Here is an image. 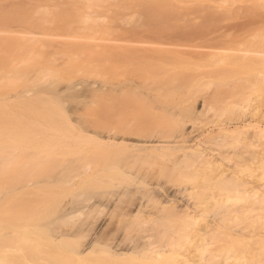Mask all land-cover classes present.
<instances>
[{
    "label": "rangeland",
    "instance_id": "1",
    "mask_svg": "<svg viewBox=\"0 0 264 264\" xmlns=\"http://www.w3.org/2000/svg\"><path fill=\"white\" fill-rule=\"evenodd\" d=\"M29 2L23 6V0H0V12L2 11L0 28H19L17 22H11L9 19L13 8L15 9L17 6L21 8L29 5H31L29 8L40 6V8L42 7L41 9L45 10L46 8L49 12L54 10L52 9L53 0H31ZM62 4L63 10H67V7H65L66 3ZM141 5L139 4L142 10L138 6L133 13V17L137 19L136 22L138 24L149 22L162 32L165 41L176 40L184 46L165 45L167 49H157L163 46L160 44L155 45L157 48L154 45H150V48L144 46L142 49L137 47V49H132V55H136V58L129 55V53L126 55L131 58L129 56L124 57L125 55L121 56L124 59L120 60L119 65L116 66V68L119 66L116 70L117 73H121L119 75L126 78H129L128 76L133 78V75L140 72L145 83H143L144 85H136L135 88L132 87L131 90L135 89L136 92L130 89H128L130 91L128 92L126 89L127 91H123L118 96L120 98L116 100V104L122 107L124 105L120 104H125L128 101L127 99H130V102L126 105L130 109L128 111L124 110L129 115L123 112L124 117L121 116L118 120L116 119L115 123L119 122L118 125L121 124L123 126L126 124V127H124L125 132L131 131L134 136L140 138L153 140L160 136V138L169 140L166 143L167 146L153 144V146L148 148L141 147L142 150L139 155H137L138 153L135 155L136 147L133 148L134 150L132 149L133 151L129 148L116 150L117 147L111 148L106 144L107 148L104 147L105 144L100 145L99 143L86 140L77 143L74 141L73 135L78 131L74 128L72 132L65 129L58 130L60 129L59 127L54 130L56 133H52L53 130L48 133L49 129H46L48 131L46 133V130L43 132L30 125L28 130L38 131L41 136L45 134V136H50V138L55 137L53 140L61 136L62 142L54 145L52 140L50 143L40 144L39 147L37 145L35 148L34 146L31 148L32 144H30L31 146L29 145V148L28 145L17 149L12 147L10 149L0 148V152L7 149L9 152H13V159H11L15 161L13 168L16 167L13 171L11 169L13 162L8 163L9 160L6 159V153L0 154V185H4L0 186V212L4 213L1 212L0 214V225L17 223L30 226L50 224V227L53 226V228H63L68 226L67 224L72 223V220H76V225L78 226H76L77 237L67 241L70 246L76 248L78 246L80 248L97 231L101 240L111 244L119 243L121 248L141 246L148 241L153 243L156 250L164 252L162 256L157 258L154 257L155 254H152L151 258L133 257L132 255L112 257V255L105 252L102 257L103 264H264V225L256 224L251 226L246 222L240 221L248 215L262 212L260 206L246 202L244 199L231 198L228 200L227 196L235 197L240 194L239 192L235 193L227 190L229 187L236 186L235 180H230L228 175H218L216 169L205 167L199 168L197 171L190 169L187 171L188 169H184L181 165H174V161L179 155L194 151L195 148L203 149L207 153L218 152L214 156L218 158L220 165H230L231 167L238 165L239 169H243V171L246 168L254 169V177L247 178V181L250 180V185L259 187L264 183V161L262 163L259 162L257 165L250 161L251 167L246 165L248 164L246 161L247 159L252 160V157L254 158L255 154L259 153L260 157H264V154L261 153L263 148L261 142L264 141V137L261 139L256 137L253 135L255 129L249 127L247 131L245 130L246 132L232 134L223 141L213 139L221 134L217 132L218 130L214 131L212 138L210 139L209 137L207 141L200 138L186 143H173V141H170L179 135L183 129L180 127V123L174 121V118H176L174 115L177 116V114V118L181 119L180 117H182L184 120L190 118L189 120L192 124L194 123L197 128H202L217 123L221 124L222 122V125L233 126L255 107L260 108L258 113L260 110H264V100H262L264 99V57L261 58L260 62L251 58L253 57L252 49L264 50V0H145ZM1 37V42H9L8 38ZM38 46H33L36 48L35 54L33 57L29 56L32 58H27L28 64L33 61L39 62L40 60L39 65H50L53 57L50 48L47 45L43 48ZM240 49H245L246 51ZM95 51L97 52L98 50ZM87 52L91 53L94 51L86 50L85 53ZM99 53L101 55V51L97 54ZM139 53L141 57L138 55ZM87 55H92V53ZM242 55L245 58H242ZM95 57H92L94 62H96ZM138 57L141 59H137ZM125 59L131 62L135 60L131 64L130 61L128 63ZM124 60L130 65L123 62ZM98 61H100L98 62V67L102 69V61ZM123 64L127 65L124 66ZM133 72L136 73L134 74ZM258 72L260 73L258 74ZM136 76L138 75H135L134 78ZM28 84L31 83L28 82ZM126 84L131 85L132 82ZM79 88L76 90L82 92L79 91ZM78 92H76V99L67 100L64 98L66 102H64L63 110L67 112L68 109V113H70L68 116L77 120L76 125L78 128L90 127L96 131L103 130V127L107 128L106 122L108 125L111 121H108L110 120L107 118L108 112L104 108V105H106L104 103L108 102L107 99L103 98L104 94L102 95V93L97 91L98 93H95L97 95L94 94L87 99L88 96L85 97L83 92ZM96 96L99 98L97 99ZM204 99H206V103H211L215 108L209 110L206 114L196 113L194 111L195 105H197L198 101H203ZM118 101H120V104ZM121 101L125 103H121ZM113 102L115 100L112 101V104ZM9 105L10 113H13L12 117L15 115L16 117L14 116V118L19 119L20 116H17L12 110V106L10 105V107ZM108 105L110 106V104ZM113 106H115V103ZM126 107L124 106V109ZM120 109L123 110V107ZM129 110L132 112H129ZM99 111L103 112L100 114L101 117L106 115L107 121H103L105 119L103 117L99 120ZM97 112L98 114H96ZM71 117H69L70 120L73 119ZM77 117L79 118L77 119ZM126 117H128V121H126ZM123 118L124 120H122ZM19 120L22 119L20 118ZM98 121L100 124H98ZM56 125L58 126L59 124ZM109 126L112 125H108V128ZM117 126L114 124V128ZM48 144L51 145L48 146ZM17 151H22L28 156L24 154L21 156V152L19 154ZM131 151L133 152L132 156L130 154ZM32 152H35L33 154L35 155L34 158L29 156ZM190 156L188 155L185 158L188 163L194 160V156ZM45 157L49 159L46 160ZM50 157H53V159ZM60 157L68 159L67 162L63 164L54 162ZM185 165V163H182V166ZM86 167L92 172L95 171V173L89 176L88 173L90 171L85 172L84 174H87L88 177L83 176L82 179L85 178L86 181L81 180L82 182L77 186V189H68L66 192L65 187L70 188L68 179L78 173L79 169L82 170ZM121 167L127 168L130 172L124 173L122 171L124 169H121ZM116 168L119 169L116 170ZM17 169L19 171L24 170L23 173L20 172L26 178L21 176L22 174ZM7 171L8 174L11 172L10 174H13L14 178H11L12 181L8 182L10 179L6 175L8 180L6 179L7 182L2 183L3 181L1 182V180L4 178H1L5 177V172ZM15 172L18 173L15 174ZM25 172H28L27 175H25ZM51 172L59 173L60 177L58 179L59 182L53 184V191L45 193L14 190V188L28 180L47 177L52 174ZM242 175L245 178L247 177L245 172ZM245 178L241 179L245 180ZM8 183H10L9 186ZM177 183H197L199 184V190L192 192V194L182 192L184 195L178 193L179 195L172 196L170 194L171 186ZM201 186H208L209 188L204 187L205 190H203L204 188L201 189ZM261 190L264 191L263 188ZM211 195H214L215 198L210 199ZM240 197L244 198L243 192H241ZM153 199H157L160 202L168 200L173 202L175 207L168 206L158 210L157 206L153 204ZM202 199L207 201L208 199H213V202L207 204V201L205 200V202ZM197 201H202L203 205H201L200 209L204 208L201 210L203 213L201 211H199L201 214L198 212L196 217L198 220H194L195 223L193 224L192 221L188 222L180 212H182L181 210H187L184 206L188 205L190 207L193 202L198 203ZM63 202L67 204L65 203L62 206ZM225 204L227 206L235 204L236 209L244 208L245 210L248 208L250 211L244 216H240L237 220L231 221L227 219L229 218L228 214L223 212ZM90 205H96V211L93 210L95 208L93 207L94 213L91 210L90 213L92 214L88 215L85 211L87 212L86 207H91ZM60 206L66 208L64 210L62 208L63 212L67 209L71 212L70 210L73 207L74 209H85V211L81 215L76 216L77 218H66V213L59 211L61 210L59 209L61 208ZM255 207L256 209L253 210ZM11 208H14L13 211ZM138 208L141 209L136 213ZM149 210L154 212L155 217L153 219L144 218ZM6 211H9L7 216H5ZM226 215L228 217L225 218ZM217 216H220V218ZM217 218L221 222H217ZM93 219L94 223L88 226V222ZM101 221L105 223L101 224L102 227L99 229ZM224 222L226 223L224 224ZM95 223L96 226L94 225ZM250 232L253 236L245 239L244 236L246 234L250 235ZM44 236L43 239L47 240L50 233H45ZM95 256L97 254L91 253L88 258L91 260Z\"/></svg>",
    "mask_w": 264,
    "mask_h": 264
},
{
    "label": "bare ground",
    "instance_id": "2",
    "mask_svg": "<svg viewBox=\"0 0 264 264\" xmlns=\"http://www.w3.org/2000/svg\"><path fill=\"white\" fill-rule=\"evenodd\" d=\"M29 1L31 0H23V6H25L26 3H28ZM148 1H151V0H148ZM53 2H54L53 3L54 5L52 9L54 10L52 12H49V10H46V8L45 10L41 9L42 7L40 8V6H33L30 8L29 6L31 5L25 8L22 5L21 6L23 8H21L20 6H17V8L15 9L13 8V11L11 10L12 12L9 15L10 16L9 19L11 22H15V23L17 22L18 23L17 26H19V28H6V27L0 28V36L4 37L5 39L6 38L9 39L8 40L9 42L7 43L0 41V148L10 149V147H12L13 149H17V148H23L26 145H28V148H29L30 144H32L31 148H33V146L35 148L37 145H38L37 147H39L40 144L43 145L46 143H50L55 138V137L50 138V136H45V134L44 136L43 135L41 136L39 135L40 133L38 131L28 130L30 125L43 132H45L46 129L47 130L49 129V132L46 130V133L47 132L50 133L52 132V130H53L52 133H56V131L54 132V130H56L59 127L60 129L58 130L65 129V130H70V131H72L74 128L75 130L78 131V132H75L73 135L74 141H76L77 143H80L81 141L86 140L90 142L99 143L100 145L105 144L104 147H107L108 145H109L108 147H111V148L117 147L116 150H119L121 148H124V149L129 148L130 150H132L133 148L136 147L137 150L134 153L135 155L137 153H138L137 155H139L143 147L148 148L149 146H153V144L166 147L167 146L166 143L169 142V140L160 138V136L153 140L147 139V138H140V137L134 136V134H132L133 132L131 133V131L125 132L124 127H126L125 126L126 124L123 126L121 124L118 125L119 122L115 123L121 116L124 117L123 115L124 113H126L124 112V110L128 111V109H130L129 106L128 108L126 107L127 103L130 102L129 101L130 99H127L128 101L126 100L127 103L123 101L125 104H120V101H118L120 105H124L126 107L124 109V106H122L123 110L120 109L122 107H119L118 104H116V100L120 98V97L118 98V96H120V94L123 91H127L128 89L131 90L132 87L135 88L136 85L145 83L144 79H142V76H141L142 74L140 72L139 74L136 72L135 74L133 72L135 75H138L135 78H134L135 75H133V78L132 76H128L129 78H126V77L119 75L121 73L119 74L117 73L116 70L118 69L119 66L117 68L116 66L119 65L118 63L120 62V60L124 59V57H128L129 55H132L133 48L137 49L138 47L142 49L144 48V46L150 48V45H154V47L157 48L156 46L160 44L163 46L157 49H167L165 45H175V46H184V45L179 44L178 41L176 40L175 41H165L164 39L165 37L162 34V32H160V30L152 26L149 22L146 24H142V23L138 24L136 22L137 19L133 17V13L136 10L135 8L138 7L139 4L140 5L143 4L145 0L143 2L142 0H53ZM62 3H66L65 7H67V10L65 11L63 10ZM141 6H139L138 8H141ZM140 10H142V8ZM1 12H0V15L2 14ZM35 45L36 46L39 45L38 47L40 48H43L44 46L47 45L50 48V51L53 54L50 65L48 66H46L45 64L39 65L40 60L39 62L33 61L31 64H28L27 58L29 56L33 57L35 54L34 52L36 48L33 47ZM86 50L87 51L93 50L94 52H91L92 55L88 56L87 54H91V53L89 52L85 53ZM95 50H98V51L96 52ZM240 50H245V49H240ZM50 51H48V53H50ZM100 51H101V55L100 53L97 54ZM251 52L253 53V57L251 58L257 59L259 60V62L261 61V58L264 57V50L252 49ZM128 53L129 55H126ZM93 54L98 57H95ZM138 55L141 57L140 53ZM90 56L95 57L96 59L95 58L94 59L96 62H94L93 58ZM121 56H124V57H121ZM132 56L136 58V55H132ZM32 57H29V59ZM140 57H138L137 59H141ZM129 58L131 57L129 56ZM242 58H245V56L242 55ZM98 60L102 61L101 62L102 69L101 67H98V62H100ZM125 60L123 62L127 63L128 60L127 61ZM134 60H132V62L130 60L129 61L132 64ZM120 64L122 65V63ZM129 71H133V70H129ZM259 73L260 72H258V74ZM26 79L27 81L29 80L28 82H30L32 85L28 84ZM33 80L35 81V83ZM128 82H132L133 85L126 84ZM79 86L81 87L79 88ZM78 88H79V91L83 92L85 97L88 96L87 99H89V96L91 97L95 93H98L97 91L102 93V95L104 94L103 98L107 99L108 101L107 103L110 104L109 106L107 103H104L106 104L104 105L105 106L104 108L107 109L108 114L106 111L105 113L108 115L107 118H109L110 120L106 119V115H104L105 113L103 114L104 116H102L105 119L104 120L102 119V120L111 121V123L108 124V125H112V126H109L110 129L108 128L107 122H106L107 128L103 127L102 128L103 130L100 129L101 131L99 130L96 131L94 129H91L90 127L87 128V127L79 126L82 128H78V126L76 125L77 120L71 116H68L70 115V113H68V109H67V112L63 110L65 106L64 102H66L65 99L68 100V99L77 98L76 92L78 91L76 89ZM134 90L135 89L131 91H134ZM82 92H78V93H82ZM128 92L130 91L128 90ZM134 92H136V90ZM98 98L99 97H97V99ZM101 100L103 101V99ZM114 100L115 102H113L112 104V101ZM204 100L198 101L197 105H195L194 111L196 113L206 114L209 110H213L215 108L214 105H212L211 103H206L207 102L206 99ZM123 102L121 101V103ZM114 103H115V106H113ZM8 104L12 106L11 107L9 105L11 108H13L12 110L14 111V113H16L17 116H20L22 120H19L20 118L19 119L14 118L15 115H13L12 117L13 113H10L11 110L8 108ZM130 107L132 108V106ZM96 109L98 108L96 107ZM254 109L251 110L249 113L247 112L244 118L237 121L233 126L222 125L223 124L222 122L221 124L217 123L212 126L202 127V128H197L194 125V123L192 124V122H190L189 120L190 118L184 120L182 119V117H180L181 119H179L177 118L178 114L177 116L173 114L174 117H176L174 118V121L176 123H180V127L183 129L182 131H180L181 130L180 129L179 130L180 134L178 132L179 135H177L173 140H170V141H173V143L174 142L186 143L192 140H196L198 138L204 139V141H207L209 137L210 139L212 138V134L214 131L216 132V130H218L217 132L221 134L215 137L213 136L214 137L213 139H215L216 141H223L224 139H226V137L228 138L232 134H235V133L242 134L243 132H246L249 127H253V129H255V132L253 130L252 134L254 132L253 135L261 139L264 137V110L263 111L260 110L258 113V109L260 108L255 107ZM119 110L120 111L122 110V111L120 112ZM100 111H99V114L98 112L96 113L99 116L100 114L103 113V112L101 113ZM130 111L131 110H129V112ZM126 114L129 115L128 112ZM69 117L73 119L70 120ZM102 117L100 116L99 120ZM78 118L79 117H77V119ZM81 118H84V117H81ZM127 118L128 117H126V119ZM177 119L179 120L177 121ZM122 120H124V118ZM187 120H188V123H187ZM126 121H128V119ZM93 122L95 123V121ZM56 124H59V125L57 126ZM98 124H100V122ZM103 124L105 125V123ZM114 124L116 126L118 125L117 127L119 128L117 127L114 128ZM76 126H77V129H76ZM47 135H50V134H47ZM66 139H67V136H66ZM52 142H53L52 144L54 145L61 143L62 142L61 136L56 138V140H53ZM64 143H65V140H64ZM50 145L48 144V146ZM261 145L263 146L261 153L264 154V141L261 142ZM8 149L5 150L6 152L4 150L1 151L0 154L6 153V157H7L6 159L9 160L8 163L10 164L13 162V164L11 165L12 168L11 167L10 168L14 171L15 170L14 168L16 167L13 168V165L15 163V161H12L13 152L12 153L9 152ZM132 151L130 152L131 156L133 155ZM27 152L29 153V151ZM18 153L21 156H23L24 154L22 153V151H19ZM216 153L218 152L207 153L203 149L195 148L194 151H190L188 153H183V154L181 153L182 155H179L177 159L174 161L175 162L174 165L176 166L181 165V167H183L184 169L186 170L188 169L187 171H189V169L197 171L199 170V168H205V167L209 168L210 167V168L216 169V171L218 172V175L220 176L228 175V178L230 177V180L232 181L235 180L236 186L229 187L227 188V190L234 191L235 193L239 192L240 194L241 192H243L244 198L243 197L241 198L240 194L236 195L235 197L227 196L226 198L228 200L231 198H236L237 200L244 199V201L246 202H251L255 205L260 206L263 212V213L260 212V213H255L253 215H248L247 217L242 218L240 221L246 222L247 224L251 226H254L256 224L264 225V191L262 190L260 191L261 188L264 189V183L260 185L259 187L250 185L249 183L250 180L247 181V178L254 177L255 175L254 169L246 168L245 171H243V169H239L238 165L234 167H231L230 165L229 166L220 165L221 163L217 160L218 158L214 156V154ZM33 154H35V152L34 153L32 152L31 155L29 154V156H32L34 158L35 155ZM219 154L221 153L219 152ZM24 155L28 156V154L26 153ZM188 155L194 156V160L189 163L185 161V158ZM43 156L45 155L43 154ZM18 158L22 160L20 157ZM51 159H53V157ZM67 160L66 158L60 157V158H57L54 162H56L57 164H63L67 162ZM250 161L257 165L259 162L262 163L264 161V157L263 158L260 157V153H259V154H255L254 158L252 157V160L247 159L246 162L248 164L246 165H248L249 167H251ZM35 163H36V160H35ZM182 163H185L186 165L182 166ZM118 169L116 168V170ZM121 169L125 170V171L122 170L124 173L130 172L127 168L125 169L121 167ZM17 171L19 170L17 169ZM20 171L19 173L22 174L24 170L21 171L22 173ZM87 171H90L88 170L87 167L82 170L79 169V171H77L78 173L71 176L68 179V185L70 186V188L65 187L66 192L68 189H71V190L77 189V186L80 185V183L82 182L81 180L83 181L85 180V178L82 179V177L83 176L86 178L88 177L87 174L86 175L84 174L85 172L87 173ZM244 172L247 176L246 178L242 175ZM10 173L11 172H9L8 174V171L5 172V177L1 178V179L4 178L3 180H1V182L3 181L2 183L6 181L7 177L8 179H10V180L7 179L8 182L12 181L11 178L13 179L14 175ZM16 173L18 172H15V174ZM27 173L25 175H27ZM94 173L95 171L93 172L90 171L88 175L92 176ZM6 175L8 176L6 177ZM21 176H23V174ZM241 178H245V180ZM58 179H60L59 173L54 172L50 174L49 176L41 178V179L28 180L25 183H22L19 186H17V188H14V190L22 191V192L28 191V192H45L46 193L47 191L49 192V191L54 190L53 184L58 183L59 182ZM197 183L196 184H193V183L174 184L171 186L170 194L172 196H177L178 193H182V192H185V193L188 192V194L189 193L192 194V192L194 191L197 192V190H199V184ZM2 185L3 184H1L0 186ZM9 185L10 183H8V186ZM204 187L201 186V189ZM203 190H205V188ZM11 191L13 190L11 189ZM211 198L214 199L215 196L211 195L210 199ZM210 199H208V201L206 199H202V200L204 201L206 200L208 204V203L213 202V199L212 200ZM65 203L63 202L62 206H64ZM153 204L157 206L158 210L168 207V206L175 207L174 203L168 200L165 202H160L157 199H153ZM201 205H203L202 201L198 203L193 202V205H190V207L188 205L184 206V208L187 209L185 210L186 212L181 209L180 210L182 212H180L179 210L178 211L183 215V217L188 222L192 221L194 224L195 223L194 220L197 219L196 217L198 215V212L204 208L202 206L203 208L200 209ZM62 206H60L61 208L59 209L62 210L63 208L64 210L65 207H62ZM95 206L96 205H92L91 207H86L87 212L85 211V209L84 210L81 208L74 209V207L72 208L73 210L72 209L70 210L71 212H69L68 209L65 210V212H63V210L62 211L59 210V211L66 213L67 215L66 218L69 217V218L74 219L76 216L81 215L83 211H85V213L88 215L92 214L90 212ZM204 206L206 205L204 204ZM235 206H236L235 204H232L231 206H227L225 204L223 208L224 210L223 212L225 214L226 213L228 214L229 216V218H227L228 220H231V221L237 220L240 216H244L247 212L250 211V209L248 208L245 210L244 208L236 209ZM11 209L13 211L14 208H11ZM95 209L96 207L93 210ZM140 209L138 208L136 210V213L139 212L138 210ZM254 209H256V207L253 208V210ZM151 211L149 210L147 214L144 216V218L153 219L155 216H154L153 210ZM7 212L9 211L5 212L6 213L5 216H7ZM201 213L203 212L201 211ZM86 214L84 215L87 216ZM228 216L226 215L225 218ZM217 217L220 218V216H217ZM217 222H221V220L218 219ZM93 223H94V219L91 220V222H88V226H91ZM96 223L94 224L95 226H96ZM104 223H102L101 221V223L99 224V229H101L100 227H102L101 224H104ZM225 223L226 222H224V224ZM67 225L68 226L63 227V228H53V226L50 227V224L49 225L38 224V225L30 226L26 224L17 223V224L0 225V264H103L102 257L105 252L108 253L109 255H112V257L118 256V255H132L133 257L142 256L144 258H151L153 256L152 254H155L154 257L157 258L159 256H162V254L164 253L161 250H156L154 248L155 246L153 245V243H150L148 241L141 246L137 245V246H133L130 248H121V245H119V243L111 244L109 242H105L101 240L98 236L99 232L97 231L94 232V235L89 239V241L86 240L87 242L81 245L80 248L78 246L76 248L74 246H70L67 244V241H69V239H73L77 237L76 220L74 221L72 220V223H69ZM85 232L87 231L85 230ZM45 233L46 234L50 233V236L47 240L43 239L45 237L44 236ZM251 234H252L251 232H250V235L244 234L245 235L244 238L248 239L252 237L253 235ZM91 253H95L97 254V256H95V258L90 260L88 258V255Z\"/></svg>",
    "mask_w": 264,
    "mask_h": 264
}]
</instances>
